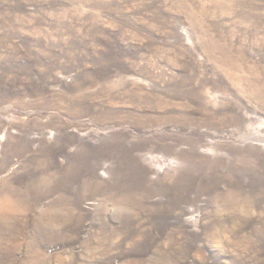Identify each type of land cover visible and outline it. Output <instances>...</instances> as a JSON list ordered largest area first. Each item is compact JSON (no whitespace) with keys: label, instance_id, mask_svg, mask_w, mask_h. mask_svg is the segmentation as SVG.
Returning a JSON list of instances; mask_svg holds the SVG:
<instances>
[{"label":"rangeland","instance_id":"374dc122","mask_svg":"<svg viewBox=\"0 0 264 264\" xmlns=\"http://www.w3.org/2000/svg\"><path fill=\"white\" fill-rule=\"evenodd\" d=\"M0 264H264V0H0Z\"/></svg>","mask_w":264,"mask_h":264}]
</instances>
